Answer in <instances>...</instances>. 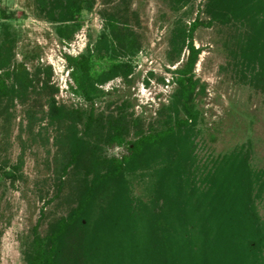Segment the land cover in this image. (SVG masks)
<instances>
[{"label":"rangeland","instance_id":"obj_1","mask_svg":"<svg viewBox=\"0 0 264 264\" xmlns=\"http://www.w3.org/2000/svg\"><path fill=\"white\" fill-rule=\"evenodd\" d=\"M222 1L192 0L175 10L170 0H88L89 4L82 6L74 36L62 40L56 24L36 14L34 0H0V45L6 35L2 25H6L11 40L15 39L13 64H23L35 86L39 84L36 90L28 91L23 103L15 101L0 114V264H25L24 249L35 237H47L70 208H79L77 195L84 194L87 187H102L103 183L105 188L110 186L102 182L105 172L98 176L90 164L79 160L77 165L67 166L71 141L64 127L56 121L52 124L47 117L46 99L39 89L47 81L57 90L53 98L58 107L88 110L89 104L72 91L66 57H77L92 48L108 16L127 19L141 49L127 80L117 78L99 87L104 93L94 101V109L95 115L116 116L117 108L126 104L131 121L129 142L137 140L138 130L150 134L164 128L159 113L171 107L178 87L176 72L188 56L185 48L179 59L170 61L167 57L175 22L181 18L188 26L195 19L203 23L193 37L195 48L200 50L193 73L198 81L193 99L200 117L193 129L177 133L170 141L167 138L160 154L169 157L172 166L182 168L181 164L190 162L179 163L180 153L188 151L181 147L189 146L201 163L222 157L229 166L211 194L199 203V210L194 209L202 229L196 253H191L186 264H264V230L253 234L258 223L264 228V69L258 59L252 58L254 50L248 51L253 28L241 19L239 11L246 3L226 0L221 7ZM48 2L62 4L65 0ZM186 11L188 17L182 16ZM0 107L3 110L6 104ZM28 112L36 118L29 120ZM102 153L109 158L127 155L123 148H105ZM155 154L160 155L157 151ZM129 169L135 179L133 199L153 205L152 211L145 209L140 214L144 227L151 226L161 211L165 220L170 211L181 214L189 205H184L185 196L179 188L174 193L166 188L162 192V179L152 182V173L146 177L139 162ZM233 172L239 176L237 180L229 177ZM179 181L185 186L188 179L182 176ZM151 184L156 186L155 192ZM211 184L208 180L204 191ZM257 185L262 186L258 189ZM95 195H101L100 191ZM248 200H253L249 207ZM252 205L258 221L251 213ZM87 214L81 230L90 229L99 219L106 225L113 215L112 223L119 231H137L136 218H130L129 212L125 216L113 214L111 209L92 208ZM166 225L174 226L169 222ZM149 245L154 247L152 240ZM180 245L170 236L161 257L173 255ZM155 256L158 260V252Z\"/></svg>","mask_w":264,"mask_h":264},{"label":"trees","instance_id":"obj_2","mask_svg":"<svg viewBox=\"0 0 264 264\" xmlns=\"http://www.w3.org/2000/svg\"><path fill=\"white\" fill-rule=\"evenodd\" d=\"M191 1L170 0L175 10L187 6ZM243 1L246 7L239 8L242 12L241 19L248 21L249 27L253 28V35L247 42L250 44L248 51L251 53V50H254L252 58L258 59L260 68L264 69V0ZM224 2L227 3L223 0L221 7H225ZM34 3L36 14L49 23L56 24L57 36L62 40L71 39L74 36L79 27L77 23L82 6L89 4L88 0H65L62 4L51 3L48 0H34ZM1 14H4V10ZM189 14L186 11L182 16L188 17ZM211 16L215 20L213 13ZM120 20L117 17H106L103 31L92 48H88L86 53L77 57H66L67 67L70 69L69 78L74 86V88L71 87L72 91L89 104L88 110L60 108L53 98L57 90H54L47 81H43L39 87L46 99L47 117L51 123L56 121L59 125L61 124L67 132V138L71 141V155L67 166L77 165L79 160L90 164L89 166L98 173V176L105 172L102 175V182L110 186L105 188L103 183L102 187L100 185L87 187L84 194L77 195L76 201L80 205L79 208L77 210L70 208L67 217L59 219L47 237L43 239L35 237L24 249L25 264H186L191 253H196L198 248L202 228L197 223L198 212L196 214L194 209L199 210V203L207 194H211L216 181L221 180L220 177L224 175L229 164H226L222 157L210 159L209 163H201L193 149L185 146L181 149H188V151L186 150L185 155L180 153L181 162L179 163L188 161L190 164H181L183 167L180 168L172 166L171 159L160 153L166 145L167 138L170 141L171 137L176 136L177 133L182 134L183 130L193 129L200 117L193 99L198 85V81L193 79V73L200 50L195 48L193 37L203 23L195 19L188 26L181 18L175 22L170 38V53L167 57L170 61L179 59L185 48L188 50V56L176 72L178 87L173 95L171 107L159 113V122L164 128L155 132L151 131L150 134H143L141 130H138L135 133L137 140L129 142L127 139L130 135L131 121L126 113L128 107L126 104L117 108L116 116L111 113L95 115L94 109V101L104 93L99 87L117 78L127 80L133 72V59L141 49L138 37L130 28L129 21ZM2 27L6 30V35L4 42L0 45V104L5 103L6 108L0 110V114L4 110L7 111V107L14 105L15 101L23 103L28 91L31 88L36 90V86H39V84L35 86L34 79L23 64H13L15 39L11 40V34L6 25ZM252 42L255 43L252 44ZM47 76L49 78L50 74L48 73ZM35 77L37 80L38 74ZM199 90L200 93H204L203 88ZM27 114L29 120L36 118L30 112ZM80 127L81 130H79ZM105 148H123L127 155L121 158H109L104 153L99 154ZM156 151L160 155L155 154ZM138 162L141 168L145 169L146 177L147 173H152L151 176L154 178L149 175L152 182L162 179L160 180L162 192L164 188L173 193L177 191V188L181 189V193L185 196L184 205L189 203L181 214L174 213L172 210L164 220L163 211H161L155 216L156 219L152 221L151 226L142 225L141 212L145 209L152 211L153 205L151 203V206L147 205L148 201L144 202L139 198L133 199L135 179L130 175L129 168L132 163ZM182 176L188 179L185 186L179 181ZM229 177L231 180L239 178L234 172L232 175L229 174ZM190 179H193V182ZM207 179L211 180L212 184L208 191H204ZM261 186L255 187L260 189ZM151 188L154 192L156 191L154 184H151ZM97 190L101 195H95ZM149 192L152 193L150 187ZM98 196L104 198L100 197L102 202ZM94 198L98 199L93 200ZM250 202L251 200H248V207ZM109 203H111L110 206ZM92 208L95 211L111 209L113 214L119 212L125 216L130 214V218H136L137 231L129 229V234L119 231L112 223L113 215L106 225L103 224L102 219H99L90 229L81 230L83 226L81 221ZM180 211L181 209L176 210V212ZM251 213L256 214V207H252ZM179 221L182 222L176 225ZM166 222L174 226L170 227L166 225ZM259 230L264 228L258 223L253 234L260 233ZM170 236L173 237V241L181 243V247H177L179 249L173 255L168 253L167 256L161 257L168 248ZM163 239H165L164 242ZM149 240L153 241L154 247L149 245ZM122 244L124 247H121ZM156 252H158V260L155 256Z\"/></svg>","mask_w":264,"mask_h":264}]
</instances>
